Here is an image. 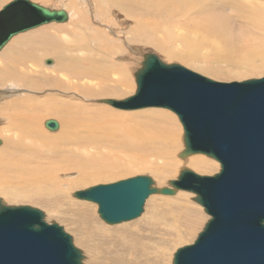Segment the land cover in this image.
Here are the masks:
<instances>
[{
	"label": "bare ground",
	"instance_id": "1",
	"mask_svg": "<svg viewBox=\"0 0 264 264\" xmlns=\"http://www.w3.org/2000/svg\"><path fill=\"white\" fill-rule=\"evenodd\" d=\"M88 4L94 10L96 22L104 23L101 19L106 18L110 8L129 18L133 26L126 32V37L123 36L128 43L154 45L171 59L194 62V57L177 53L176 49L170 51L168 47L173 30L194 31L203 38L221 43L223 46L217 48L218 53L215 52L224 55L226 62L240 71L239 75L244 72L264 73V0H90ZM71 21L70 27L39 29L25 34L11 41L0 53L1 97L15 93L17 89L37 94L45 91L46 85L60 88L56 89L58 95L50 94L40 99L34 94H16L14 97L17 98L5 101L1 106L0 112L7 119V131L18 135L4 138L0 169L14 172L17 178H13L19 187L13 184L14 181L0 179V197L4 200L64 198L61 200L79 212L76 213L82 226H86L98 222L94 213L96 206L92 207L78 197L81 185L86 187L90 182L113 180L124 173L141 171L151 175L156 184H163L169 179L167 170L175 177L183 168L201 171L216 164L210 157H203L207 155L186 153L183 125L177 117L182 125V136L170 110L154 108L124 113L120 112L123 109L109 108L111 99L104 101L109 107L87 103L104 97L123 98L134 92L132 79L137 78H130L132 69L128 66L110 62V55H120L117 51L119 42L105 33L115 36L116 29L104 24V30H99L82 19ZM46 58L53 60L51 66L44 62L49 68L42 64ZM219 71L216 68L212 72L219 74ZM44 116L58 120L57 133L49 134L41 129ZM100 145L106 151L97 155ZM118 155L122 162L118 161ZM214 160L220 164L218 159ZM219 169L221 171V165ZM185 195L174 197L172 194L175 206H193ZM165 198L161 197L162 204ZM170 219L162 221L163 228L158 229L160 242L155 241L152 245L157 252L154 255L164 260L168 251L160 243L173 241L172 237H176V242L182 241L185 231L177 227L178 222L170 223ZM194 227L188 231L194 233ZM99 230L96 229L94 235Z\"/></svg>",
	"mask_w": 264,
	"mask_h": 264
},
{
	"label": "water",
	"instance_id": "2",
	"mask_svg": "<svg viewBox=\"0 0 264 264\" xmlns=\"http://www.w3.org/2000/svg\"><path fill=\"white\" fill-rule=\"evenodd\" d=\"M67 20L64 10L12 0L0 11V51L18 34ZM143 65L135 95L110 105L170 110L183 125L186 153L213 157L221 165L212 177L184 171L171 182L195 194L211 217L192 245L175 252L173 264H264V77L219 83L152 54ZM45 126L58 127L55 121ZM150 192V180L136 177L78 197L98 204L101 219L115 225L139 217ZM0 264L83 263L71 237L47 224L41 211L0 203Z\"/></svg>",
	"mask_w": 264,
	"mask_h": 264
},
{
	"label": "rangeland",
	"instance_id": "3",
	"mask_svg": "<svg viewBox=\"0 0 264 264\" xmlns=\"http://www.w3.org/2000/svg\"><path fill=\"white\" fill-rule=\"evenodd\" d=\"M11 1L12 0H3V2L0 3V9L2 6L8 4ZM30 1L47 8L64 10L66 13H68V21L63 24L52 23V24L44 25L37 29L29 30L25 33L18 34L17 36L13 37L8 42V44L11 41L21 36H24L25 34H28L30 32L39 29H49L52 27H67L69 26L70 19H72V21L77 19H82L89 26L97 28L99 30H104V24L110 26L112 29L117 30V34L115 36L112 35V33H108L107 31L105 33L109 38L115 37L114 38L115 41L119 42L117 51L120 52V55L119 57L118 55L115 56V53L110 55V62L112 64H124L128 66L129 69H132L130 70L131 79L135 76L137 78V75L144 69V65H143L144 56L150 54L155 55L160 60V62L166 65L174 64L180 66L195 74L201 75L202 77H205L209 80L219 83L242 82L247 80L260 79L264 77V73L257 75L251 72H244L243 74L239 75L240 71L234 69L232 63L226 62L225 60L226 58L224 55L217 54L218 53L217 48L223 46L221 43L219 42L216 43L212 40L203 38L197 35L196 32L194 31H187L179 28L175 29L172 31L171 42L168 43V47H170L169 48L170 51L175 52L176 49L177 53L183 52V53H187V56L194 57L193 58L194 62H189V61L184 62L169 58L165 53L158 51L154 45L128 43V39H124V37H126L125 36L126 32H129L128 30L133 26V23L129 18H126V16L123 13L119 12L114 8H110V10L106 13V18L101 19L104 20V23L102 22L103 23L102 24L101 22L98 21L96 22L95 16H93L94 10L91 4L90 5L88 4L90 0L87 1L86 0H45V1L30 0ZM82 12L85 13V16L83 15ZM228 15L230 17V14ZM82 24L85 25V23ZM7 45L5 47H7ZM131 47H133L136 50L131 49ZM3 49L0 51V53L3 51ZM114 57H117V59L116 58L114 59ZM44 60L42 64L43 66H45V68H49V67H46L44 62L50 63V66L53 64V60L51 58H46ZM119 60H121V62ZM122 60H124V62ZM216 68L220 69L219 74L216 73L214 74V72H212L215 71ZM112 78L115 79V77ZM135 80L137 79L134 78L132 79V83L134 85V92L132 93L130 92V94H127L123 98L113 99L111 97H104L97 99L98 101L94 100V101H89L87 103L89 104H91L92 102L101 103L104 104L105 106H108V104L107 103L105 104L104 102L106 100L109 101L108 99L115 101L124 100L135 94V91L137 89V83L135 84ZM46 86L48 89L45 88V91L38 92L37 94L25 90L17 89V91H14L15 93L12 94L8 93L9 95L8 94L4 95V97L0 96V108L5 103V101L7 102L10 99L17 98L14 97L16 96V94H21V95L34 94V96L39 99L44 98L46 95H50V94L58 95L56 89L59 90L60 88L54 86H52L53 87L52 88L49 85ZM7 89H14V88H7ZM1 90L3 89H0V91ZM49 91H54V92H49ZM109 106H108L109 108H113L111 105ZM147 109H154V108H147ZM134 111H139V110H132V111L120 110V112H124V113H131ZM171 113L173 114V116H175L177 124L181 131V135L183 136V131L181 127L182 125L180 126V124L178 123L179 121L177 119V116L173 112ZM2 114L3 113L0 112V141H1L0 149L4 146V138L7 137L16 138L18 135L15 134L14 132L7 131L6 128L7 119L3 117ZM45 120L47 122L53 120L56 123H59L58 120L55 118H48L47 116H44V119H42L41 122V129L43 128L46 133L49 134L57 133L58 132L57 129L55 131H51V130L49 131V129L47 130L46 127H44L45 125L43 123ZM78 130L80 135H82L83 133L80 132L82 128L79 127ZM110 144L111 142L107 140V145ZM102 145H104V143ZM181 148L184 149L183 144ZM96 149H99V147H96ZM105 151L106 150H104L103 147L101 146L99 151L97 150L96 154L98 155ZM182 152L184 154V150H182ZM117 157H118L117 158L118 161L122 162L120 156L118 155ZM203 157L209 158L210 156L208 157L203 156ZM209 159L216 164L215 166L217 165L218 166L217 167L214 166L211 169L201 170V171L193 168H183V170L181 169L175 177L173 176V174L171 175L170 171L167 170L166 173L169 179L166 182H163V184H159V183L156 184V181L154 182L155 179L151 175L145 174L144 172L141 171V173L140 172L124 173L122 174V176L121 175L118 177L115 176V179L113 180L111 178L108 181H102L96 183L90 182L87 184L86 187L81 185L77 193L82 191H87L93 187H97L101 185H110L136 177H147V179L150 180L151 192L149 197L145 200L143 204L142 213L136 219L128 222H123L120 224L110 225L106 223L100 217V214L98 212V205L94 203L92 204V202L89 201L86 202V200L84 199L83 200L86 202V204H89L92 207L96 206L94 213H95L96 222L98 223L95 224L89 223L86 226H82V222L79 218V214H77L79 212L76 211L77 212L76 213L75 210L72 209V207H69L65 201H62L64 200V198H61L62 199L61 200L60 197L57 196L41 197V199L37 197L36 199H29V200H23V199L4 200V198L0 197V203L1 205L8 207H30L41 211L43 213L44 221L47 224H51V225L55 224L61 227L63 231L68 236L71 237L73 246L76 249H78L82 254L83 264H173L174 253L180 248L191 245L196 240L197 236L201 233V231L204 229L206 223L210 220V217L205 213L203 207H201L197 203L196 200L197 196L195 194L193 195V193H189L185 191L184 192L177 191V189L173 188L170 185V183L171 181L178 179L180 173L183 171H191L199 176L212 177L216 175L217 172L220 171L219 169L220 164L212 157H210ZM13 177L17 178V175L14 172L12 173L11 171H6V169H0V179L2 181L4 182L14 181L13 184L19 187V185H17ZM7 178L10 179L8 180ZM163 189L169 190L170 194L162 193ZM172 194H174V197L177 196V194H181V195L186 194L185 196L189 198V204L193 202L194 203L192 204L193 206L191 208H183V207L175 206L176 203L172 200L173 199V197H171ZM160 196L166 197L165 203L162 204ZM193 214H195L194 220L191 221L193 219ZM162 215L165 218H162L163 217ZM170 218L172 219L170 223L178 222L177 227L182 228V230L185 231L182 233L183 234L182 241L176 242L175 240L176 237H172L173 241L172 240L168 241L167 242L169 243L168 245L164 241L160 243L162 246L167 247V251H168L166 253V257L164 260V258H161L159 256L157 257L156 255H154L157 252H155L156 250L152 249V245L159 241V236L161 233L159 232L158 229L163 228L161 224L164 221H169ZM186 218H189L191 222L184 221ZM104 226L109 228V230L107 231V229ZM192 226H196L193 228L194 233L188 231ZM96 229H100V230L98 234L96 233V235H94Z\"/></svg>",
	"mask_w": 264,
	"mask_h": 264
}]
</instances>
